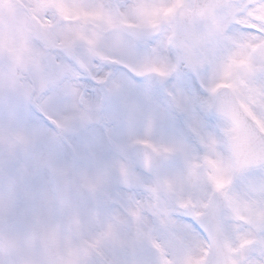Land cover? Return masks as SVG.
I'll use <instances>...</instances> for the list:
<instances>
[{"label": "snow or ice", "instance_id": "6c2138e0", "mask_svg": "<svg viewBox=\"0 0 264 264\" xmlns=\"http://www.w3.org/2000/svg\"><path fill=\"white\" fill-rule=\"evenodd\" d=\"M0 264H264V0H0Z\"/></svg>", "mask_w": 264, "mask_h": 264}]
</instances>
